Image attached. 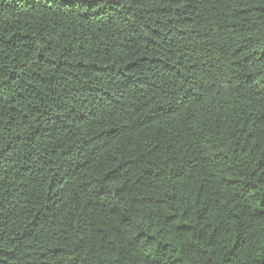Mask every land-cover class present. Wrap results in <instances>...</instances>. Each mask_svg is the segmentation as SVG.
<instances>
[{"label":"trees","instance_id":"1","mask_svg":"<svg viewBox=\"0 0 264 264\" xmlns=\"http://www.w3.org/2000/svg\"><path fill=\"white\" fill-rule=\"evenodd\" d=\"M0 264H264V0H0Z\"/></svg>","mask_w":264,"mask_h":264}]
</instances>
